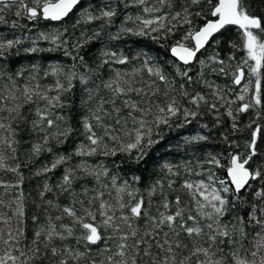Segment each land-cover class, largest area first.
Segmentation results:
<instances>
[{"label":"snow or ice","instance_id":"snow-or-ice-1","mask_svg":"<svg viewBox=\"0 0 264 264\" xmlns=\"http://www.w3.org/2000/svg\"><path fill=\"white\" fill-rule=\"evenodd\" d=\"M0 264H264V0H0Z\"/></svg>","mask_w":264,"mask_h":264},{"label":"trees","instance_id":"trees-1","mask_svg":"<svg viewBox=\"0 0 264 264\" xmlns=\"http://www.w3.org/2000/svg\"><path fill=\"white\" fill-rule=\"evenodd\" d=\"M47 26V27H46ZM56 22H46L39 21L36 23L35 27L32 28V32H38L43 30H52L55 28ZM141 38L137 37H124L120 41H112L111 44L117 46V50H123L127 52L131 50L133 52L140 51L144 45H151V54L157 55L159 54L161 59L167 58L163 49L156 43H152L147 40H143L141 44L134 43V41L140 40ZM39 46L41 48H47L46 42H40ZM147 50V49H145ZM20 62L23 64L37 63L44 65H53V64H68L69 58L65 57L61 52H48L42 51L39 53L32 54L29 56L28 54L21 53ZM204 131L201 129L196 122H193L190 125H185L184 127H175L172 128H164L163 131L156 137L157 143L153 145L150 150V155L148 159V163L143 165V168H146V175L156 170L160 164L164 162H174L178 163L190 157L192 153L190 151H186V147L184 145V140L188 137L195 136L196 134ZM216 150H220L217 148Z\"/></svg>","mask_w":264,"mask_h":264}]
</instances>
